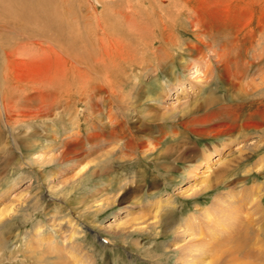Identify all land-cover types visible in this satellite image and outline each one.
I'll return each mask as SVG.
<instances>
[{
    "label": "rangeland",
    "instance_id": "obj_1",
    "mask_svg": "<svg viewBox=\"0 0 264 264\" xmlns=\"http://www.w3.org/2000/svg\"><path fill=\"white\" fill-rule=\"evenodd\" d=\"M73 4L61 87L36 85L53 53L0 54V264H220L246 236L230 264H264V0ZM127 16L172 46L140 48Z\"/></svg>",
    "mask_w": 264,
    "mask_h": 264
},
{
    "label": "bare ground",
    "instance_id": "obj_2",
    "mask_svg": "<svg viewBox=\"0 0 264 264\" xmlns=\"http://www.w3.org/2000/svg\"><path fill=\"white\" fill-rule=\"evenodd\" d=\"M74 2H75V0H74ZM72 4H73V0H0V54L3 56V58L7 62H9L10 60H17L18 57H22L21 54L26 55L25 52H27V51L30 52L29 50H34V52L33 51L32 52L33 53H38V57L36 58L37 54L36 55L34 54L35 57L34 56H30L29 60H27V58L24 59L25 63H26V61H28V64L27 65L25 64L24 68L25 69L26 68H30V69H33V70H34V68L38 69V70L41 68V69L45 70L42 67H47V63H49V62H47V61L41 62L40 59H42L43 56L46 53H51V54L53 53L54 54V58H53V63L54 64L52 65L51 75L49 74L48 76H43L41 79L36 81V85H39L40 88L43 89V91L47 90V88L52 89L53 86H55L57 88L61 87V82L63 81L62 79H63V76H64V74H63L64 73V67H63L61 61H59V59H58L60 57V53L61 52L65 53L68 50H70V49L74 48L75 46H77L78 44L82 43L81 42L82 38H80V37H82V35H84V34H83V32H81V29H80V21H79L78 14L75 13L73 9H71L70 5H72ZM73 6H74V4H73ZM104 9H106V8H104ZM112 9H113V7H112ZM86 10H88V8H86ZM102 11H103V9H102ZM208 11L209 10H207L206 12H208ZM118 12H120V11H118ZM206 12H203V13H206ZM123 13H124V11H123ZM126 14H128V13H126ZM192 14H193V12H192ZM123 15H125V14H123ZM84 18L86 19V21L88 20L87 16H85V15H84ZM99 19H100V17H99ZM126 19H127L128 27H129L128 31L131 34V36H134V37L139 36V43L138 44L141 47L137 46L138 47L137 48L135 46L134 48L139 50V47H140V48H144L145 50H147L149 47H151L152 49H150V52L154 54V53H156V52H154V50H156V51L159 50V52L160 51L162 52V50H163L165 52V51H167L166 50L167 48H170L172 46V44H170L171 45L170 46L164 40L162 43L160 42L161 44H163L164 48L159 47V49H157L154 46L155 42H157V39H156L157 37L155 38V37L151 36V39L149 37H147L150 40L149 39L148 40L144 39L145 34H147V32H149V29L151 30V27H148V25L146 26L145 23L143 25H141L140 23H137L136 20H134L131 17L130 18L128 17ZM157 19H159V18H157ZM159 20L161 21L162 19L160 18ZM201 20H202V16L198 15V20L196 19V22L197 23L198 22L201 23ZM86 21L84 20L83 22H86ZM202 21H204V20H202ZM84 27H86V29L89 30V26L88 25L85 24ZM155 27H157V26L155 25ZM98 28H99V25H98ZM141 28L145 29L144 30V31H146L145 34H144V31H142L143 33H139V30ZM124 29H127V28H124ZM163 29H165V28L163 27ZM89 31H91V30H89ZM123 31L125 32L126 30H123ZM157 31H159V30H157ZM164 33L165 32H163V34ZM135 34H137V35H135ZM89 36H90V33H89ZM121 37H122V35H121ZM159 37H161V36H159ZM160 41H161V39H160ZM103 42L104 41L101 40V44H103ZM129 42H130V40H129ZM114 44H117V43H115V41H114ZM196 44H199V46H196V45L189 46L190 50L189 49L188 50L190 51V54H191V51H195V54L197 53V55L201 56L200 54L202 52L199 49L200 46H204V47H208V48L210 47V45H207L203 40H200V39L197 40ZM116 47H117V45H116ZM106 48H107V46H106ZM134 48H131L130 50L133 52ZM187 48H188V46H187ZM119 50H121V49H119ZM134 52L132 53L131 57H129V58L127 57V60H128L129 63H132L133 60L136 59L134 57ZM185 52H186V50H185ZM116 53L118 54L117 51H115L114 54L116 55ZM141 53H143V52H141ZM103 54H104V56L109 55L108 53H106L104 51H103ZM166 55L171 57V54H166ZM221 55L218 56L219 59L222 58L223 55L222 56ZM154 56L156 57V54H154ZM157 57H158V55H157ZM113 58H115V59L118 58V60H121L122 57L113 56ZM22 59L20 61H22ZM47 59H48V57H47ZM158 59H159L158 60L159 62L162 60V59H160V57H158ZM171 59H173V58H171ZM198 59L199 58H197L196 61H198ZM182 61H183L182 62L183 65L182 66L184 67L186 65V63L184 62V60H182ZM18 64H19V62H18ZM117 64H114V65L117 66ZM146 64H148V63H146ZM19 65H21V64H19ZM5 66H6V64H5ZM18 66H17V68H18ZM49 66H50V64H49ZM110 66H112V65L110 64ZM25 69H23V70H25ZM109 69H111V68H109ZM146 69H148V68H146ZM227 69H229V68H227ZM212 70H213V68L212 69L210 68V72H208L207 75L205 76L206 78H208L210 75H212ZM54 71H55V74H54ZM170 71L173 72L172 70H170ZM230 71H231V69H230ZM196 73H197V71H196ZM232 74H233V71L229 72V73H227L225 75H226V77L231 79ZM64 79L66 80V78H64ZM26 85H28V87H23V86L22 87L26 88V89H33L31 87L33 85L32 83L31 84H26ZM259 85H261L262 88L264 87V75L261 78V81H260ZM40 88H39V90H40ZM200 89H201L200 91L202 92V90H204V87L201 86ZM43 91H40V92L44 93ZM56 94H57V98H58V95H59L58 92H56ZM39 95H41V97H42V94L39 93ZM210 98H211V100L206 101V105H208V107H212L213 104L217 102V98L216 97L214 99H212V97H210ZM2 99H3L2 107H3L4 111H6L8 114H10L11 113V107H13V106L10 107V105L8 104L9 101L7 100L8 98H7L6 95H4V98H2ZM46 103H48V102H46ZM209 103H210V105H209ZM47 105L49 106V103ZM43 110L46 111V109H43ZM38 114H39V112L35 113L34 116H36ZM21 116L22 115L16 114V115H14V118H18V117H21ZM202 161H203V159H201V160L199 159L197 162H198V164H201ZM245 240H247V241H245ZM251 240L252 239L250 237H247V236L244 237V239H241V240L239 239V242H238L239 244L237 243L238 244L237 246H233L230 249L228 257H226V255H227L226 253L227 252L226 251H222L221 255H224L225 259L220 264H230L231 262L235 263L236 261L239 262L238 259L237 260L235 259L236 261L233 259V257L235 255H237V254H239V255L242 254V256H243L242 258L243 259L251 260L252 259L251 257H253V254H252L251 250L250 251L247 250L248 248L251 249L250 248L251 245L249 244V242ZM199 263H200L199 260L195 262V264H199Z\"/></svg>",
    "mask_w": 264,
    "mask_h": 264
}]
</instances>
